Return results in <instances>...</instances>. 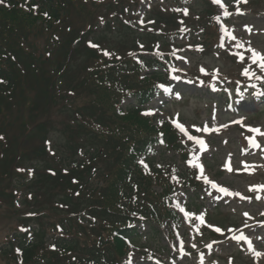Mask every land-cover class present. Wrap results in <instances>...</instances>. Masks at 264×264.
<instances>
[{"label": "rangeland", "instance_id": "1", "mask_svg": "<svg viewBox=\"0 0 264 264\" xmlns=\"http://www.w3.org/2000/svg\"><path fill=\"white\" fill-rule=\"evenodd\" d=\"M188 1L192 2V13L191 16L186 18L187 24L191 23L194 28L197 29L202 28V23H204L201 19L202 14L207 15L211 11L215 12V9L209 5L206 0ZM210 1L214 3L213 0ZM222 2L227 5L228 12L232 13L228 16L223 15V8L216 3L218 7L216 10V17H220V22H217L222 28L221 43L222 47L225 49H219L206 56H201L189 46L186 50L187 57L180 58L179 62L176 64L179 74L187 75L189 72L190 76L193 77H214V86L216 88L218 86L221 87L222 91H214L212 87H210L212 91V93H210L206 89H198L196 86L176 80L172 82L169 88L170 91H167V95L164 94L162 97L155 100L150 105V108L157 116L158 122L168 121L188 140V135L181 132L175 126L174 121L183 125L187 129L189 135L193 136V134H195L197 136V133L200 132L197 138L205 141L207 145L206 149L202 148L195 141L189 140L193 142L197 148L194 161L198 163L197 165H203L204 174L202 177L200 176V180L204 182L205 178H207V180L209 179V181H215L217 183V187H213L211 183L205 181V184H207L206 187L210 192L214 191L216 193V196L211 197V201L206 199L205 203L209 209L213 210L216 204H221L230 200L227 205L223 204L217 208L219 212L222 213L213 216V219L211 218L212 223L226 228L227 235L222 239L235 237L236 234L234 231L236 227H246L248 240L251 241V246L256 249L254 251L264 253V215H262V213H264V188H255L254 190H258V192L250 195V193L254 191L250 190V188H254V186H264V136L249 131V127L253 129L258 128L261 130V133H264V113H260L261 103H257V106H254V103H252L256 97L253 93L258 92L260 89L256 83L262 81V79L258 77L264 76V70L259 67L258 61L256 62L257 69L255 71L248 63V58L253 60L252 53L248 51L249 42H251V48L264 54V0H247V3H243L242 0H240V2H238V0H222ZM161 4L164 7L167 6L169 2L163 0ZM88 6L78 5L77 9L72 12L73 21L69 23V25L75 29V37H77L80 32L84 33L85 36H90L93 30L102 24L103 26H101L104 28L102 29L100 26L103 30L102 35L107 39L95 40L103 47L111 49L114 46L119 47L120 45L123 46V48H119L127 50L124 48L130 49L133 46L131 33L128 32L126 36L121 39L119 37L120 34L117 33V26H119L120 21H115L111 17L113 10L117 9L120 13L121 20H123L121 13L126 16L128 12L126 0H96L89 2ZM132 8L133 6L130 7V9ZM237 8L240 9V13L242 14L237 12ZM146 10H148V1L141 6L139 13L143 15ZM23 19L26 25H30L28 22L29 19L26 16ZM206 19L209 20L208 17H206L205 20ZM30 21H33V19H30ZM38 27V25L34 26L35 29H38ZM249 27L252 29L251 32L247 30ZM206 29L209 35L214 33L213 29L208 27ZM224 29H226V31ZM67 30L69 31V29ZM98 32L101 33V30H98L97 33ZM190 35L191 34H188L186 39L191 38ZM34 36L35 39L26 46L29 49L31 65H39L45 68V65L56 63V52H52L51 54L48 52V49L50 51L53 49L55 50L54 46H56V44H53V40H48L51 38L54 39L55 36L50 34L47 29L35 31ZM232 36H235L236 39L233 40ZM194 37L199 39L200 35H195ZM112 39L115 40V43H113ZM211 39V37H206V40H209V42ZM50 43L51 47L48 48ZM240 44H243L244 47H240ZM211 48V45L207 46L206 52H210ZM99 53L101 54V52ZM231 55L234 58L231 57L232 59H230L229 57ZM240 56H243V60L240 59ZM245 61L247 63H245ZM24 65L26 66V64ZM202 68L206 70L207 74H205V71H201ZM246 68L250 73L255 74H250L242 78L250 81V83L246 86L237 85L230 80V75L237 76L238 73L240 74L238 78H241V73H243ZM36 79L39 82L41 81V77H36ZM245 91L252 93V95H243L246 93ZM176 93H179V99L176 98ZM41 94L43 93L36 94L35 97L40 99L41 105L44 106L42 112L47 114L48 107H51V104L48 99L45 101L42 100L43 97H41ZM49 94L51 97L55 96L52 88H49ZM168 95H174L176 101L174 100L175 102L171 104ZM231 98L238 100L235 104H237L238 109H242V114L245 117H238L231 111L229 107ZM244 100H250L251 102L244 103ZM59 103L60 102H57V105H60ZM133 104L134 100L128 99L126 102L120 104L119 108L126 110ZM57 111L58 113L55 115L58 120L56 121L57 123L42 125V129L44 130L43 136L40 131L41 128L38 126L36 130L33 131V136L34 139H43L44 135H50L49 137L55 138L57 141V146H64L66 148L73 144V135L69 132L70 127L60 124H67L69 122L68 118L65 119L64 117L65 112L62 108ZM21 112H23V109L12 102L4 108L3 114L0 116V137H2V139H0V264H23L21 258L15 251L8 254V251H1V248H5L8 238H11L14 231H18L19 228L22 227L21 225H24L22 222V218L25 216L24 213L31 216L25 221V226L31 222H37L43 226V222L44 224H50V233L59 234L65 232L61 228V223L64 218L69 216L65 212L62 214H55V211H53L55 208L51 201L57 200V202H62L68 201L69 199L65 189L54 191V180H45L46 178H44V175H49L48 171L54 168L52 162H48L43 155L38 153L37 149H34V143L36 141L33 142L30 140L31 144L25 146L22 144L23 136H25L28 129L34 125V121L29 115L30 119L24 120L21 118ZM109 113L110 116H113L111 111ZM138 120H140L139 117ZM43 121L44 118L42 117V122ZM240 121H242V123H239ZM205 125L208 126L210 131H203ZM223 125H227V127H222ZM217 128L219 129L218 132L215 131ZM197 129H200V131H197ZM195 131H197V133H195ZM10 132H13L14 135L9 136L8 134ZM28 136L30 137L29 134H27V137ZM246 137H254L255 141H258L259 147L257 148V146L253 144V146H251V143ZM225 141H227V143H225ZM252 147H254V149H252ZM50 148L49 146L48 149ZM52 148L53 150L56 149L53 144ZM229 164L232 171L227 170L226 165ZM21 169L23 171H21ZM29 170H31V174ZM253 170L256 172L259 171V173L253 174L251 172ZM219 173H221V176L218 175ZM41 177L43 179L40 180ZM24 178H28L29 182L27 184L31 185H22L24 189L19 187L16 190L17 184H23L25 182L22 181ZM43 180H45L46 183L40 184ZM36 181H39L38 184L42 186L43 191L38 190L40 185L37 187L35 186ZM218 183L223 184L221 187L228 188L231 192H238L240 195H225L219 191L220 186ZM10 190L16 192L11 193ZM30 191L36 194L30 195ZM53 192H56V195H54V198H51ZM244 192H246L247 198H251L247 199L246 203L243 202ZM257 197L260 198L257 199ZM231 200H233V202ZM197 203L200 205V202ZM14 205L17 210L14 209ZM43 212L45 213V219L38 222L35 216L37 213ZM245 213L248 215H244ZM70 220L79 222V220L73 216L70 217ZM259 223L263 224L261 225ZM74 228L76 230H73L72 233L76 235L79 243L83 246L90 245L91 241L96 240L97 237L101 235L99 229L83 227L80 222L76 223ZM167 232L168 228L163 230L165 236ZM181 234L180 229L178 230L179 236H177L176 246L182 254V257L178 260L177 264H191L190 261L185 262L184 257H186V249L184 246L185 243L192 241L190 239L185 240L186 238L181 236ZM163 239L160 240V246L167 244V239L166 242H163ZM210 242L211 241H207L206 238H201L197 241V247L200 246L201 243L202 247L204 243L211 245ZM246 245H248L247 241ZM239 247L238 244L235 245L232 243H225L217 247L216 252L219 255L215 256L216 260L214 264H226L228 259L224 260V258L229 257L233 253L236 256L235 263L245 264L238 256L241 255L242 258H244ZM49 254L58 256L55 253ZM158 256H160V254H158ZM258 258L259 261L257 262H259V264H264V255L258 256ZM208 259L209 257H207V260ZM142 260L143 256L135 251L128 257L127 264H129V261L131 264H145ZM191 261L199 263V261H195V259ZM247 264L250 263L247 262Z\"/></svg>", "mask_w": 264, "mask_h": 264}, {"label": "trees", "instance_id": "2", "mask_svg": "<svg viewBox=\"0 0 264 264\" xmlns=\"http://www.w3.org/2000/svg\"><path fill=\"white\" fill-rule=\"evenodd\" d=\"M30 2L33 6H39L43 13L48 12L51 16H55L58 8L57 2L61 3L62 0H31ZM23 18L24 14L20 10L7 12L6 9H0V81H3L0 83V116L3 114L4 108L13 102L20 107L25 106L23 112H21V118L26 120L30 119L28 115L31 111L28 108L33 105L31 104L28 107V98H25L22 92L28 76L21 73L20 65H18L19 59L24 54V50L20 48L23 43L22 38L25 35V25L22 24ZM82 88L84 89L82 95H86L90 100V105L95 107L87 111L91 114L89 117L93 115L91 121L101 127L100 133L102 134L98 136L95 134L97 126L94 127V124L90 129H83L80 120H76V127L73 124L70 125L74 137L73 141L75 142L72 147L71 166L79 171L81 167L85 166V161L90 163L99 159L103 160L105 165L103 168H99V171H104L101 172L100 178L96 177L92 180L93 183L89 181L91 175L87 171L89 179L86 185L91 195L85 194L80 188L75 187L73 176L63 178L60 173L58 174L59 180L51 175H44V178H46L45 180H54V191L60 189L72 190L74 194L80 195L76 197H80L79 202L87 205V209L94 213L101 232V235H99L100 240L93 242L92 248L89 246L83 249L77 241L76 235L72 233L73 230H76L74 228L75 224L79 222L64 218L62 223L66 229L64 230L66 238L56 239L58 248L68 253L75 252L78 261L85 264H110L115 261L114 253L121 254L125 249L122 239L124 237L133 238V235L136 234L131 226L140 218L154 225L155 231H159L160 227L168 220L178 219L176 213L169 207L168 201L176 190V187L171 184V176L173 178L179 177L184 187L194 186V182L189 180L190 184L186 183L187 186L184 185L183 181L188 180L190 174L187 175L184 171L180 175L173 174L174 172L178 173L171 170L173 164L157 162V157L153 156L154 147L157 144V139L153 136L154 130L149 122L143 119L138 120L139 113L136 110L129 112L128 115L125 114L127 116H120L117 113L113 117H107L105 112L108 110L103 111L105 98L102 99V93L88 83L83 84ZM20 99L22 102H20ZM76 117L80 118V115H76ZM73 120L75 121V118ZM26 134L23 136V146L31 144ZM94 134L97 136V142L101 144V147L94 146ZM8 135L14 134L10 132ZM34 149H37L38 153L44 156L43 146L38 148L34 146ZM133 153L135 158L131 156ZM140 153L146 156V163L153 174L158 175L156 179L160 182L162 188L160 195L150 189V180H148V187L145 185V176L141 174L136 160V154L138 156ZM74 168H71V171L68 172L72 173ZM75 177L76 182H79L80 185L85 184L83 174H78ZM41 179L43 178L41 177ZM45 180L40 184H45ZM38 182H35L36 187L40 185ZM18 185L25 184L20 183ZM38 190L43 191L41 185ZM54 195H56V192H53L51 198H54ZM51 202L54 205L55 210L53 211H55V214L64 213L60 207L61 205L66 207V210H70L75 205L71 198L68 201L57 202V200H53ZM65 222L69 224L68 229ZM110 237L115 238L114 242L111 243L108 240ZM40 247H42V241L40 240L34 242L30 247L22 246L25 251L24 258L26 262L30 261L31 254L38 251L35 248ZM50 261L48 264L56 263L53 260ZM69 263L72 264L68 258H64L63 262H57V264Z\"/></svg>", "mask_w": 264, "mask_h": 264}, {"label": "snow or ice", "instance_id": "3", "mask_svg": "<svg viewBox=\"0 0 264 264\" xmlns=\"http://www.w3.org/2000/svg\"><path fill=\"white\" fill-rule=\"evenodd\" d=\"M213 2L219 4V5L223 8V15L228 16V15H231V14H232V13L228 12V10H227V5L223 4L222 0H213ZM238 2H240V0H238ZM242 2H243V3H247V0H242ZM0 3H3V0H0ZM175 11H183L184 15H187V14H188V10H187V9H182V10H181V9H175ZM237 12L240 13V9H239V8H237ZM240 14H242V13H240ZM214 19H216L218 22H220V17H219V16L215 17ZM141 23H143L142 20H141ZM222 27H223V26H222ZM184 30H186V29H184ZM224 30L226 31V29H224ZM247 30H248L249 32L252 31V29H251L250 27H249ZM232 39L235 40L236 37H235V36H232ZM239 46H240V47H244L243 44H240ZM198 50L202 51L203 49H202V48H199ZM248 51H250V52L252 53L253 62L256 63V62L258 61V62H259V67H260L262 70H264V54H262V53L256 51L255 49L251 48V42H249ZM105 54H109V53H105ZM240 59L243 60V56H240ZM201 71H205V74H207L206 70H204L203 68L201 69ZM217 72H218V70H217ZM242 74L245 75V76H248V75H250V74H251V75H255L254 73H250L249 70H248L247 68L244 69V71H243ZM258 78H259V79H264V76H262V77H258ZM173 79H179V77H175V76H174ZM2 82H3V81H0V83H2ZM201 83H202V82H201ZM160 87L164 88V90H165L166 92H167V91H170V89L166 88V87L163 86V85H161ZM212 89H213L214 91L217 90V89L215 88L214 85H212ZM176 98H177V99L180 98L179 93H176ZM146 114H147V113H146ZM174 123H175V126H176L181 132H183L185 135H188L189 140H193V141H195V142H196L197 144H199L202 148H205V149L207 148V145H206V143H205V141H204L203 139H199V138H197V137H195V136L189 135L187 129H186L183 125H181V124H179V123H176L175 121H174ZM239 123H242V121H240ZM222 127H227V125H223ZM197 130L200 131V129H197ZM203 131L208 132V131H210V129L208 128L207 125H205V126L203 127ZM215 131L218 132L219 129L217 128V129H215ZM249 131H251V132H255V133L260 134L261 136H264V133H261V130L258 129V128L253 129V128H250V127H249ZM0 139H2V137H0ZM246 139H248L249 142L252 143L254 146L259 147V145L256 144V141H255V138H254V137H246ZM161 142H162V141H161ZM225 143H227V141H225ZM141 163H143V161H141ZM194 166L199 167L201 173H203V165H202V164H200V165H194ZM226 167H227V170H228V171H232V168H231L230 164H229V165H226ZM21 171H23V170L21 169ZM29 171H30V174H31V170H29ZM205 181H206L207 183H211L213 187H217V184H216L215 182H213V181H208L207 178H205ZM255 188H264V186H254V188H250V190H254ZM219 191L222 192V193H224L225 195H233V196H238V195H240V193H238V192H231L228 188H225V187H220V188H219ZM259 198H260V197H257V199H259ZM246 199H251V198H246ZM181 210L183 211V209H181ZM187 215L192 216V217H194L195 219L200 220L201 222H204V216H203V215L196 216L194 213L187 214ZM244 215L247 216L248 214L245 213ZM262 215H264V213H262ZM22 230H24V229H22ZM216 230H217V231H221L220 229H216ZM233 239H236V240H247V242H248V244H249V246H250V248H251V241L248 240L247 237L241 235V236H239V237H233ZM208 247H211V245H208ZM253 251H254V249H253ZM255 255H256V256H261V255H264V253L255 252ZM129 264H131L130 261H129Z\"/></svg>", "mask_w": 264, "mask_h": 264}]
</instances>
